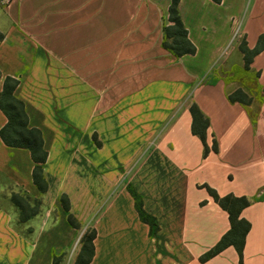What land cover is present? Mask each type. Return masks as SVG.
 <instances>
[{
    "label": "crops",
    "instance_id": "0c3cea01",
    "mask_svg": "<svg viewBox=\"0 0 264 264\" xmlns=\"http://www.w3.org/2000/svg\"><path fill=\"white\" fill-rule=\"evenodd\" d=\"M171 2L0 3V93L6 76L19 79L15 95L48 151L41 194L30 150L0 135V172L43 204L31 237L0 206V264H62L54 254L70 244L48 233L65 222L77 230L64 194L82 228L96 230L90 264H240L234 246L201 261L231 227L204 184L252 199L242 212L251 224L243 264H264V103L255 112L229 98L238 89L253 97L248 82L264 88V49L247 70L237 38L257 47L264 0H180L196 52L179 58L162 45ZM193 102L210 119L208 144H218L207 156L192 131ZM7 122L0 108V131ZM128 182L157 218L156 234L139 218Z\"/></svg>",
    "mask_w": 264,
    "mask_h": 264
},
{
    "label": "trees",
    "instance_id": "16d2710c",
    "mask_svg": "<svg viewBox=\"0 0 264 264\" xmlns=\"http://www.w3.org/2000/svg\"><path fill=\"white\" fill-rule=\"evenodd\" d=\"M220 2L221 0H215ZM180 0H172L169 8L168 23H164L163 41L162 45L168 51L173 53L176 57H181L185 54H194L196 52L195 44L188 36L186 29L179 11ZM241 51L244 53L245 69H249L253 57L264 49V33L261 35L259 44L255 49H249L246 41L240 44ZM19 85V79L6 76L3 83V89L0 93V108L8 117L7 124L1 129L0 135L3 141L12 147L27 148L31 152L35 166L33 169V179L41 194H44L48 189L47 180L44 174V165L47 160L48 151L44 145L43 134L37 127H30L28 123V115L25 110L24 102L15 95V90ZM239 95L248 97L242 90L238 89L229 95L232 102H242L245 104L246 100L239 98ZM193 122L192 131L199 136L204 145V155L207 156L211 151H218L217 141L214 140L212 145L207 142V133L210 126L209 117L201 110L196 102H193L190 107ZM214 201L218 203L229 214L231 227L226 232L221 240L202 257L201 261H206L213 256L217 255L225 248L234 246L239 254V263H244V248L246 243L247 234L251 228L250 222L242 217L243 210L249 206L252 199L248 196H237L234 194L220 195L216 189L208 184H204ZM127 189L131 193L135 201V207L139 214L141 221L147 223L150 227V235H154L159 231V224L157 218L149 213L144 207L143 196L136 190L130 183H127ZM28 200L29 196H26ZM14 200V197H13ZM61 202L67 212L69 223L76 229L81 228V224L77 221L76 217L70 212V201L67 195L61 196ZM36 209L32 214H37L39 207L42 204V199L37 198L34 200ZM17 205H19L17 203ZM96 237V230L91 228L84 233L81 241V248L78 252L74 264H90L94 254L95 245L94 239ZM55 258V256H54ZM57 263L56 261H53Z\"/></svg>",
    "mask_w": 264,
    "mask_h": 264
},
{
    "label": "rangeland",
    "instance_id": "374dc122",
    "mask_svg": "<svg viewBox=\"0 0 264 264\" xmlns=\"http://www.w3.org/2000/svg\"><path fill=\"white\" fill-rule=\"evenodd\" d=\"M0 3L2 5H6L7 3L5 0H0ZM162 27L164 23H168L167 19L162 18L161 19ZM236 31V29H235ZM238 30L236 31V33ZM235 33V34H236ZM239 43H243L245 40V37L242 35L237 36ZM213 68V67H212ZM211 68V69H212ZM236 79H239L240 77L246 79V74L242 73L241 71L237 70L234 74H232ZM204 79V78H203ZM249 87H252L254 89L253 97H244L242 95H239V98L246 100V103L253 105V111L258 112L263 103H264V88L262 90L255 89L256 86L253 84L247 83ZM255 97V101H253V98ZM26 196H29L30 199ZM14 197V200H13ZM41 198V197H39ZM37 199V197L32 196L27 190L23 189L22 187H19L15 183H13L9 177L3 173L0 172V206L3 207L9 214L11 218V222L15 227H17L23 234H25L28 237L34 236L36 232V228L33 227V222H37L41 219L43 216V204L40 205L38 208L39 211L37 214H32L33 210L36 209V204L34 203V200ZM17 203L19 205H17ZM56 212V211H55ZM55 217L58 218V213L56 212ZM57 220V219H56ZM56 220L53 222H50L46 226L47 231L49 229L50 224H55ZM38 224V223H37ZM38 226V225H37ZM92 226H89L87 229H83L82 226L80 229H77L75 231L71 230V226L67 222H65L63 225H61L58 228L52 229L48 236L55 238V240L60 241L61 245L64 246L66 244H70L66 250L61 254H54L55 258L53 261H56L57 263L62 264H72V260L76 258L78 252L81 248V241L84 236V233L88 230H90ZM72 232H74V235L72 236ZM62 242L66 244H62ZM75 263V262H74Z\"/></svg>",
    "mask_w": 264,
    "mask_h": 264
},
{
    "label": "built area",
    "instance_id": "2783aa9c",
    "mask_svg": "<svg viewBox=\"0 0 264 264\" xmlns=\"http://www.w3.org/2000/svg\"><path fill=\"white\" fill-rule=\"evenodd\" d=\"M14 0H5V2L7 3L6 5H11L13 3Z\"/></svg>",
    "mask_w": 264,
    "mask_h": 264
}]
</instances>
